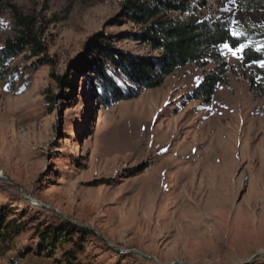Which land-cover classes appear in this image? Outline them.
Returning a JSON list of instances; mask_svg holds the SVG:
<instances>
[{
	"label": "rangeland",
	"instance_id": "374dc122",
	"mask_svg": "<svg viewBox=\"0 0 264 264\" xmlns=\"http://www.w3.org/2000/svg\"><path fill=\"white\" fill-rule=\"evenodd\" d=\"M191 1L197 20L222 22L239 37L264 32V12L235 0ZM0 2V48L14 36L10 5L38 20L47 47L41 57H18L0 78V210L24 225L0 264H68L66 255L76 264H155L133 251L159 264H264L251 261L264 254L259 62L244 67L222 46L221 61L178 69L139 98L101 102L88 73L103 60L97 39L109 51L159 55L138 41L143 28L125 16L127 0ZM246 45L264 55L256 50L264 37ZM222 64L227 82L212 102L194 100ZM64 217L87 227L82 246L18 260L40 243L37 229Z\"/></svg>",
	"mask_w": 264,
	"mask_h": 264
},
{
	"label": "trees",
	"instance_id": "16d2710c",
	"mask_svg": "<svg viewBox=\"0 0 264 264\" xmlns=\"http://www.w3.org/2000/svg\"><path fill=\"white\" fill-rule=\"evenodd\" d=\"M239 9L264 12V0H235ZM192 4L194 6H192ZM198 3L191 0H127L123 5L125 16L135 25L143 28L138 41L159 53L157 57L135 56L128 52L106 49L107 47L97 39L99 54L102 55L97 68L89 69V74H95L94 92L99 101L105 102L107 98L112 103L128 101L139 98L149 90L160 88L164 81L172 76L178 69L188 65H203L209 57L221 61L219 50L224 44L231 46L235 37L231 35L228 26L222 22H209L197 20L193 14ZM12 18L13 38L7 39L0 48V78L3 79L14 61L29 53L33 57L46 54L45 31L38 20L25 15L14 5L9 6ZM2 10V2H0ZM186 15V17H183ZM246 37H239L236 44H246L252 37H264L253 34L246 29ZM264 60V55L254 51L253 47L244 50V67ZM226 65L222 64L216 72L204 76L201 84L193 95L196 101L205 105L212 102L218 87L227 82ZM85 72L86 76L88 74ZM62 88L72 90L70 81L61 79ZM252 82V90H254ZM264 88V83L261 86ZM66 97H62L61 100ZM148 168V167H146ZM145 168V169H146ZM22 223L9 219L6 210H0V253L11 247L14 239L22 233ZM37 229L40 243L34 247L25 248L19 253V261L28 255L40 256L49 247L59 244H73L82 246L90 232L85 228L61 220L57 226H48ZM78 235L77 239L75 236ZM71 256V255H70ZM68 258V264H76ZM10 264H15L11 261Z\"/></svg>",
	"mask_w": 264,
	"mask_h": 264
},
{
	"label": "snow or ice",
	"instance_id": "6c2138e0",
	"mask_svg": "<svg viewBox=\"0 0 264 264\" xmlns=\"http://www.w3.org/2000/svg\"><path fill=\"white\" fill-rule=\"evenodd\" d=\"M234 2V0H233ZM231 35L235 37V41L231 46L228 44H224V48L227 49L236 59L243 60L244 59V50L248 47V45L240 43L239 47L236 46V44L239 42V36L237 32L234 30L231 32ZM258 52L264 50V46L258 47L256 49ZM259 67L264 68V60H261L258 64Z\"/></svg>",
	"mask_w": 264,
	"mask_h": 264
},
{
	"label": "water",
	"instance_id": "95a60500",
	"mask_svg": "<svg viewBox=\"0 0 264 264\" xmlns=\"http://www.w3.org/2000/svg\"><path fill=\"white\" fill-rule=\"evenodd\" d=\"M30 202L31 203H34L35 205H38L39 207L48 208L45 205H43L42 203H40L39 201H33V200H31ZM64 219H66L67 221H69L72 224L79 225L81 227H85L84 225H82V224H80L78 222H75V221H71V220L67 219L66 217H64ZM85 228H87V227H85ZM133 252L137 253L139 256L143 257L144 259H148V260L153 261L155 264H159L158 261L154 257H151V256H143L141 253H139L137 251H133ZM120 253L128 254V252H126V251H120ZM257 259H264V254L256 255L255 257H253V259L251 261H254V260H257ZM181 264H183V263H181Z\"/></svg>",
	"mask_w": 264,
	"mask_h": 264
}]
</instances>
